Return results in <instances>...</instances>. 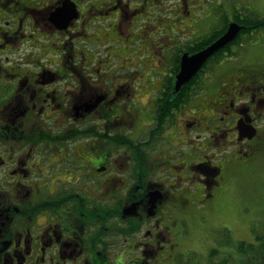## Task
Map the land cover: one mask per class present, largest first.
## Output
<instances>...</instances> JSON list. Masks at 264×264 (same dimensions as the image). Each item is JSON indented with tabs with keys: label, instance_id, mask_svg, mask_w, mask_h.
Wrapping results in <instances>:
<instances>
[{
	"label": "flooded vegetation",
	"instance_id": "1",
	"mask_svg": "<svg viewBox=\"0 0 264 264\" xmlns=\"http://www.w3.org/2000/svg\"><path fill=\"white\" fill-rule=\"evenodd\" d=\"M167 3L192 22L195 7L213 6L229 24L238 6H253L0 0V264H226L233 244L207 255L188 244L191 218L212 209L233 168L264 151V59L251 50L243 66L218 61L221 73L208 59L178 87L182 56L203 35L180 42L161 30L153 6ZM148 31L151 70H118L119 49L142 47ZM92 42L105 57L85 48ZM134 86L150 88L151 105Z\"/></svg>",
	"mask_w": 264,
	"mask_h": 264
},
{
	"label": "rangeland",
	"instance_id": "2",
	"mask_svg": "<svg viewBox=\"0 0 264 264\" xmlns=\"http://www.w3.org/2000/svg\"><path fill=\"white\" fill-rule=\"evenodd\" d=\"M171 3H167L166 6L155 7L158 13L162 16V29L163 31L174 29L176 32H170L171 36L179 37V40H183L180 37L184 35H201L210 32V29L221 22L220 19H216L210 15L212 13L213 6H204L202 8L195 7L194 16L197 18L196 21L192 22V17L189 19V14H187V9H184L182 6H170ZM253 6H238L240 7L241 12L244 14L254 15L252 19L257 18L258 16L264 17V0H253ZM218 7V6H216ZM160 10V12H159ZM92 11V10H91ZM228 13V12H226ZM192 14V16H193ZM218 15V14H217ZM230 15V14H229ZM200 16V17H199ZM211 16V17H210ZM250 16V15H249ZM92 17L91 13L89 14V19ZM231 17V16H230ZM233 17V16H232ZM214 19V20H213ZM263 19V18H262ZM155 23H158L157 21ZM122 25L127 28L129 25V16H126L123 20ZM217 27V26H216ZM214 27V28H216ZM159 30V31H161ZM151 31V30H150ZM148 31L146 32L147 43H142V47H138L140 44L139 41L133 44L132 48H128L127 45L119 49V53L125 56L123 61L121 59L116 60V68L121 72H132L136 70L137 66L139 68H145L146 72L151 70L150 66L154 65L156 62V57L152 49L148 45L149 37L153 34ZM78 34H74L72 39L75 42V46H78L79 40L77 37ZM165 35V34H163ZM161 37V35H159ZM71 39V38H70ZM170 44L176 45L177 38L168 39ZM165 42H167L164 39ZM251 41V43H249ZM143 42V41H142ZM168 44V42H167ZM120 43L116 42L115 46H119ZM252 45V46H251ZM85 48L89 49L90 52L95 53L97 50H100V57H105L106 54L104 49L106 46L96 45L94 42L91 44H84ZM137 48V50H136ZM253 49L254 57H259L261 60L264 59V30H260L255 34H252L249 39L244 37L240 45L235 44L232 46L231 50L224 53L219 61H222L221 67L226 66H243L241 61H246L248 55ZM81 49H78V54ZM77 54V55H78ZM163 56H166L165 64L163 67L167 66L170 61V53L166 49L162 48ZM239 55L240 58H236ZM249 56H252L250 54ZM57 59V58H55ZM217 59L212 61V69L217 71L219 66L215 62ZM249 60V61H248ZM247 61L251 62L254 58H249ZM68 65L79 64L75 59H72L71 62L67 61ZM216 67V69H215ZM220 67V68H221ZM221 73V70L218 71ZM217 81L220 79L221 75H218ZM140 88L134 86V91L137 96V99L146 105H151V91L150 88H142V92H138ZM146 91V92H145ZM202 96H198L201 98ZM198 100V99H197ZM198 101H196V104ZM203 107L208 106L207 103L203 102ZM148 120V118H144ZM263 126L262 123L259 124ZM180 141V140H178ZM231 150V149H230ZM229 150V151H230ZM241 167H244L243 171L239 168H233V173L229 177V181L225 186L223 192L219 195L216 202H214L213 207L208 212H196L192 219L194 224L195 231L191 234V237L188 241V244L196 250H200L203 254H208L210 249V238L209 234L214 232L216 228L223 227L227 229L234 238H237L238 241H247L255 242L254 246L256 247L253 250L254 254H257L258 259L255 264L264 263V246L261 245L260 236H264V151L256 153L253 155L250 160L244 162ZM230 173V174H231ZM225 226H228L226 228ZM217 229V231H218ZM263 249L260 251V249ZM251 249V247H249ZM251 254L245 255V250L238 252V264H254V260L250 261Z\"/></svg>",
	"mask_w": 264,
	"mask_h": 264
},
{
	"label": "water",
	"instance_id": "3",
	"mask_svg": "<svg viewBox=\"0 0 264 264\" xmlns=\"http://www.w3.org/2000/svg\"><path fill=\"white\" fill-rule=\"evenodd\" d=\"M242 28V25L232 22L228 30L211 45L193 55L185 54L182 58V70L178 76V87L189 78H192L211 55L232 42Z\"/></svg>",
	"mask_w": 264,
	"mask_h": 264
},
{
	"label": "trees",
	"instance_id": "4",
	"mask_svg": "<svg viewBox=\"0 0 264 264\" xmlns=\"http://www.w3.org/2000/svg\"><path fill=\"white\" fill-rule=\"evenodd\" d=\"M252 17H254V16H252ZM252 17H251V15L250 16L245 15V16H240L237 18L238 20L242 21V23H245L247 25V27L245 28V30L238 36V38L232 44H230L226 48H224L221 51H219L218 53H216V57L221 58L224 55V53L231 50L233 45H235V44L240 45L241 41L244 39L243 38L244 34H248L249 36H251L253 31L264 29V18L258 16L257 18L252 19ZM228 23H229V19L226 16V17H224V20L222 21V24L220 26L218 25L209 34L201 36L198 39V41L193 42L192 45H189V47H188L189 52L193 53V52H196V51L208 46L210 43H212L216 38H218L220 35H222L226 31ZM181 55L182 54H180V56ZM225 237L228 239L227 241H230V242L233 241V240H231V238H233L232 236H230L231 238L229 236H225ZM259 238L264 239V236H260ZM217 241L218 240H216V242ZM261 242L264 245V241L261 240ZM221 243L222 242H220V244ZM262 258H264V257H262Z\"/></svg>",
	"mask_w": 264,
	"mask_h": 264
}]
</instances>
